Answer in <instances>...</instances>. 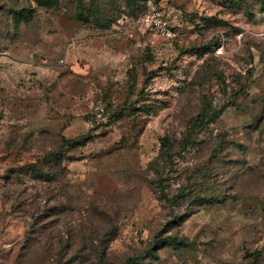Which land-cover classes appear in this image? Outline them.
I'll return each instance as SVG.
<instances>
[{"label": "rangeland", "instance_id": "1", "mask_svg": "<svg viewBox=\"0 0 264 264\" xmlns=\"http://www.w3.org/2000/svg\"><path fill=\"white\" fill-rule=\"evenodd\" d=\"M136 256L264 264V0H0V264Z\"/></svg>", "mask_w": 264, "mask_h": 264}, {"label": "trees", "instance_id": "2", "mask_svg": "<svg viewBox=\"0 0 264 264\" xmlns=\"http://www.w3.org/2000/svg\"><path fill=\"white\" fill-rule=\"evenodd\" d=\"M11 13H12V21L16 26L20 25L23 22L30 21L33 17V10L29 7H24V6L20 7L19 9H13V11ZM72 141L73 140L68 139L65 142L70 143ZM162 142H163L164 146H168L169 140L167 138H162ZM186 143L187 142H185V141L182 142V147H184L186 145ZM55 155L56 154H52V153L45 154L41 159L42 163H44V165H49L52 162V160L54 159ZM42 166L43 165H41V166L30 165L28 168L29 169L28 171L31 175H33L34 177L40 178L41 180L54 182L57 178L56 177L57 176V173H56L57 166H50L49 168L48 167L43 168ZM165 199H167V198H165ZM174 242L178 243L179 240H176L174 238ZM140 259H141L140 256L128 258L126 260L125 264H135Z\"/></svg>", "mask_w": 264, "mask_h": 264}, {"label": "built area", "instance_id": "3", "mask_svg": "<svg viewBox=\"0 0 264 264\" xmlns=\"http://www.w3.org/2000/svg\"><path fill=\"white\" fill-rule=\"evenodd\" d=\"M139 23L146 28H153L159 34L164 35L167 38H173L176 35L168 22L162 18L161 14L154 10L147 11L140 16ZM216 53H220V48L216 49Z\"/></svg>", "mask_w": 264, "mask_h": 264}]
</instances>
